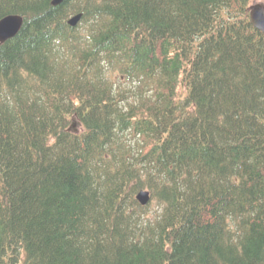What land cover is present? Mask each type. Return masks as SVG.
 I'll return each mask as SVG.
<instances>
[{
	"label": "trees",
	"instance_id": "1",
	"mask_svg": "<svg viewBox=\"0 0 264 264\" xmlns=\"http://www.w3.org/2000/svg\"><path fill=\"white\" fill-rule=\"evenodd\" d=\"M255 1L0 0V264H264Z\"/></svg>",
	"mask_w": 264,
	"mask_h": 264
},
{
	"label": "water",
	"instance_id": "2",
	"mask_svg": "<svg viewBox=\"0 0 264 264\" xmlns=\"http://www.w3.org/2000/svg\"><path fill=\"white\" fill-rule=\"evenodd\" d=\"M63 0H52V4L56 5ZM251 22L255 27L264 31V3H254L249 8ZM82 13H78L68 22L71 25H76L81 19ZM23 24V16L19 14H8L0 19V42H4L14 37L20 30ZM137 198L142 204H147L150 200V193L147 190H141L137 194Z\"/></svg>",
	"mask_w": 264,
	"mask_h": 264
},
{
	"label": "rangeland",
	"instance_id": "3",
	"mask_svg": "<svg viewBox=\"0 0 264 264\" xmlns=\"http://www.w3.org/2000/svg\"><path fill=\"white\" fill-rule=\"evenodd\" d=\"M258 1H264V0H258Z\"/></svg>",
	"mask_w": 264,
	"mask_h": 264
}]
</instances>
